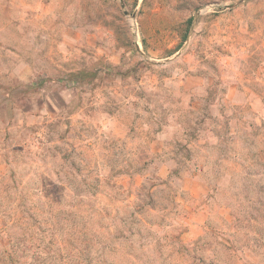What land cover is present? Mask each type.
I'll return each instance as SVG.
<instances>
[{"label": "rangeland", "instance_id": "374dc122", "mask_svg": "<svg viewBox=\"0 0 264 264\" xmlns=\"http://www.w3.org/2000/svg\"><path fill=\"white\" fill-rule=\"evenodd\" d=\"M0 264H264V0H0Z\"/></svg>", "mask_w": 264, "mask_h": 264}, {"label": "water", "instance_id": "95a60500", "mask_svg": "<svg viewBox=\"0 0 264 264\" xmlns=\"http://www.w3.org/2000/svg\"><path fill=\"white\" fill-rule=\"evenodd\" d=\"M123 6H124V4H123ZM126 13H128V11H126Z\"/></svg>", "mask_w": 264, "mask_h": 264}]
</instances>
